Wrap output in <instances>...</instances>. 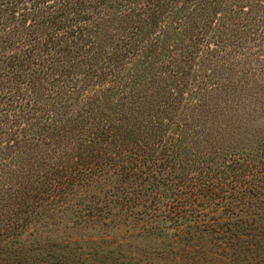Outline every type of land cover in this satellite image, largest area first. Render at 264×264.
<instances>
[{
  "label": "trees",
  "instance_id": "trees-1",
  "mask_svg": "<svg viewBox=\"0 0 264 264\" xmlns=\"http://www.w3.org/2000/svg\"><path fill=\"white\" fill-rule=\"evenodd\" d=\"M214 15L220 19L213 23ZM197 19H204L202 26H195ZM123 22L129 32L120 36ZM250 44L264 47V0H0V264H29L20 247L1 240L24 232L38 214L50 219L58 208L78 225L87 217L96 222L112 202L124 208L139 202L118 183L135 180L134 162L146 142L159 151L151 156L143 204L173 200L181 183L194 179L187 176L190 165L206 164L210 175L200 178L195 207L221 208L215 221L220 228L206 227L226 235L234 249L263 254L264 128L244 123L250 119L245 112L237 118L243 124L219 122L216 131L210 124L196 137L197 124L206 121L194 106L222 110L226 101L202 95L186 105L170 99L177 73L195 59L202 60L195 63L203 75L206 64L213 74L221 62L220 76L237 84L238 55ZM166 47L173 50L165 54L168 62L157 53ZM200 82L206 91L210 82ZM262 104L264 118V99ZM196 138L204 150L192 155V164L184 162ZM97 182L105 188L99 190ZM96 190L109 200L100 201ZM84 191L97 198L87 216L71 206L72 200H85ZM184 213L153 211L145 218L163 235ZM193 221L191 238L204 225ZM55 254V263H67L48 247L39 258Z\"/></svg>",
  "mask_w": 264,
  "mask_h": 264
},
{
  "label": "rangeland",
  "instance_id": "rangeland-1",
  "mask_svg": "<svg viewBox=\"0 0 264 264\" xmlns=\"http://www.w3.org/2000/svg\"><path fill=\"white\" fill-rule=\"evenodd\" d=\"M218 12L221 13V11H217V13ZM213 19L214 23L215 19H220V17L218 18V15L216 17L214 15ZM110 22L113 23L114 20ZM123 23L124 25H122L123 27L119 31L120 36H124L129 32L127 30H129L130 25L125 22ZM203 23L204 19H197L195 21V26L200 27ZM114 32L115 36L119 38L120 36L117 29H114ZM114 40L118 39L114 38ZM126 40L135 45L134 40ZM250 45V47H246L244 51H241L240 55H238V63L235 66L238 72H236V76L234 77L237 84L232 81L230 82L227 77L222 78L220 76L221 62L216 66L213 74H210L208 71V69L212 68H209V64L204 66L206 67L204 69L206 70L204 75L202 72L196 71V63L202 61H198V59H195L196 63L192 62L193 66L190 68H186V66L182 71L177 73L178 78H175L177 81H174L175 86H172L173 92L170 94V99L176 96L178 100L182 101V104L185 103L186 105H188L189 102L196 104L199 97L200 99L203 98L202 95H204L206 100H213L215 96H217L226 101L225 108H221L222 110H216L212 107L210 108L211 111L207 109V107H203V109L199 110L198 107L194 106L195 115L198 117L204 115L203 117H205L204 120L206 121L203 125L197 124L196 137L206 134L205 130L207 127L210 128L213 126L212 131H216V123L219 124V122L222 126L234 123L243 124L242 121H237V118L243 117L245 112L249 114L250 119L246 118L243 121L244 123L253 121L257 126L264 128V118L259 116L263 115L261 113V106H263V104H260L264 99V47ZM19 46L21 48L22 44H19ZM226 50H228V48ZM171 51L173 50L166 47L164 50H157V53L163 56L164 60L166 58L165 54L169 56ZM227 54H229L232 59L235 58V56H232L233 53L227 51ZM174 57L178 60L181 59L180 55L179 58L177 55H174ZM168 61L170 60L166 58L165 62ZM234 61L236 60H233V62ZM205 75L210 77H206ZM231 76L229 75V77ZM202 80L207 81L205 85L210 82L205 88L206 91H201V89L204 88V83L200 82ZM166 87L169 88V85L167 84ZM0 90H2V87ZM179 96H181V99ZM166 98L167 97H164L163 100ZM187 100L188 102L186 103ZM182 111L184 110H181V112ZM254 114L255 118L253 117ZM210 124H212V126ZM200 139L201 138H196L195 141L198 140V143L192 146V149L189 151L190 153L187 152L188 154L181 157V159H184V162L188 159L190 164H192V155L199 154L204 150V144H201L199 141ZM147 144L149 143H144L141 148L144 154H140V157H138L140 159L134 162L135 165L133 170L137 172H135V180L129 179L123 181V183H118L123 185L126 191H130V198L137 195L136 199L139 200V202H131L128 208L120 207V205L112 202V204H109L104 209L107 211H102L103 213L99 219L96 218V222H93L87 217L84 223H78V225H71V220L67 219L69 216L65 214L67 217H61L60 214L57 213L58 208H54L55 211L50 219L41 217V215L38 214L33 219L27 221L24 232H17V235H13L6 240L3 239L1 243L10 241L15 247H20L29 264H31L30 262L36 261V259L42 262L40 264H57L55 263L59 259L57 254L51 258H39L40 256H44V250L47 247L51 250L56 249L59 255H62L64 260L67 261L66 264H264V251L259 250V252L263 254L256 257L254 254L250 253L254 250H245L242 248L243 250L239 251L235 248L236 251L232 244L227 242L225 238L226 235L221 237L212 234L206 227L208 224H213L212 226L214 228H220L219 225L215 224V221L220 220L218 214L221 213V208H217L216 211H214L212 210V206H207L208 208H201V205L195 207L200 203L199 201H195L196 196L194 193L199 192L198 186L201 184L200 178L210 175V166L204 164L198 168L199 166L190 165L192 168L189 169L187 176H193L194 179L186 178L185 180L188 181L184 180V183H181V187L177 188V191H175L176 194L174 193L173 195V200L166 199V197H159L157 201H149L148 199L145 204L142 203L144 198V196H142L144 194L143 185L147 184L148 180L146 181V179L149 175L148 172L154 167L151 162L155 157L151 156H154L153 154L159 151V148H153ZM150 151L152 154H150ZM9 162L10 160L6 161V163ZM145 163L146 165H144ZM196 178H198V181ZM109 180L112 184L114 183L113 178L109 177ZM189 180L191 181L189 182ZM96 184L99 190H103L101 189L102 186L105 188L103 182H97ZM107 184L106 182V185ZM112 186L110 188H112ZM99 190H96V193H100L101 195L94 194V196H98L100 201L106 202L109 200L110 197H104V191L100 192ZM83 193L84 196H86L84 198L85 200L80 198L72 200L71 206L79 211L81 215L87 216L89 213L88 209L92 211V201L97 202V198L91 199L87 191ZM77 195L82 197L80 191ZM167 195L168 194L165 196ZM136 199H134V201H136ZM138 203L141 205H138ZM59 204L57 205V203H55L56 206H59ZM86 205L88 207H86ZM110 205L113 207H110ZM181 208L187 209L186 213L182 212ZM169 210L172 212L184 213L186 214V218L183 220L179 219L177 223L169 222L168 230H164V234L162 233L163 235H159L160 233L151 227V225L154 226L156 222L146 219L145 217H148L146 214H152L153 211L167 213ZM194 218H197L199 224L202 223L204 225H199L196 230V236L191 238L192 233L190 227L193 225ZM74 221H78L77 217L73 218L72 222ZM69 227L73 228L68 229ZM261 244H264V241ZM218 253H226L227 258L224 256L219 257ZM228 259L231 261L229 262ZM63 263L65 264L64 261Z\"/></svg>",
  "mask_w": 264,
  "mask_h": 264
}]
</instances>
